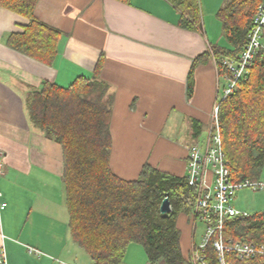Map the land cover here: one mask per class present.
I'll use <instances>...</instances> for the list:
<instances>
[{
  "label": "crops",
  "instance_id": "crops-1",
  "mask_svg": "<svg viewBox=\"0 0 264 264\" xmlns=\"http://www.w3.org/2000/svg\"><path fill=\"white\" fill-rule=\"evenodd\" d=\"M224 1L201 0L202 27L194 31L179 26L168 0H38L35 16L62 32L52 63L9 46L28 18L0 5V251L8 264H92L69 228L62 146L32 124L31 91L46 80L66 87L79 75L92 77L101 60L98 78L114 98V172L134 179L148 162L186 176L189 150L205 146L227 85L211 56L196 65L188 96L194 60L221 42L216 12ZM195 216L191 210L177 218L186 260L200 243ZM122 264L150 261L141 244L130 243Z\"/></svg>",
  "mask_w": 264,
  "mask_h": 264
},
{
  "label": "trees",
  "instance_id": "trees-1",
  "mask_svg": "<svg viewBox=\"0 0 264 264\" xmlns=\"http://www.w3.org/2000/svg\"><path fill=\"white\" fill-rule=\"evenodd\" d=\"M38 0H0V5L26 18L8 44L35 59L52 63L61 30L35 16ZM129 2L130 0H120ZM180 13L178 24L187 30L202 27L201 0H168ZM262 0H225L216 12L224 46L210 44L198 56L188 76V96L195 85V67L213 56L220 75L230 76L225 59H238ZM96 75H79L69 86L46 80L27 97L32 124L63 149V181L72 238L85 249L92 264H122L130 243L141 244L150 264H192L181 247L177 218L191 212L199 195L186 176L145 163L137 178L126 179L111 167L113 95ZM219 125L232 178L261 179L264 167V51L251 64L231 94L221 97ZM168 197L172 210L160 206ZM197 218V216H195ZM226 236L256 243L264 241V213L241 215L227 223ZM209 264H218L210 245ZM250 264V263H249ZM252 264V263H251Z\"/></svg>",
  "mask_w": 264,
  "mask_h": 264
},
{
  "label": "built area",
  "instance_id": "built-area-1",
  "mask_svg": "<svg viewBox=\"0 0 264 264\" xmlns=\"http://www.w3.org/2000/svg\"><path fill=\"white\" fill-rule=\"evenodd\" d=\"M261 51H264V0L257 8L239 58L224 60L231 75L224 77L227 85L222 98L234 92ZM220 99L214 107L205 146L193 145L188 154L186 177L191 186L198 187L199 192L194 205L195 215L205 224L204 236L194 246L192 263L209 264L208 248L211 245L217 253L218 264H264V241L256 243L226 236L228 222L241 215H253L233 205L237 192L243 188L264 191V178L242 181L232 178L219 125ZM4 206L6 203L1 204ZM30 251L40 252L33 247ZM0 264H8L4 249L0 251Z\"/></svg>",
  "mask_w": 264,
  "mask_h": 264
},
{
  "label": "rangeland",
  "instance_id": "rangeland-1",
  "mask_svg": "<svg viewBox=\"0 0 264 264\" xmlns=\"http://www.w3.org/2000/svg\"><path fill=\"white\" fill-rule=\"evenodd\" d=\"M219 22L220 26L221 23ZM220 39L219 41L221 45H228L227 40L222 35L220 30L219 36H216V39ZM223 84L225 81L223 80ZM221 89V96H223ZM206 136V132H202L200 139ZM263 177H264V167H263ZM233 205L240 211L247 212L249 214L256 213H264V191H254L249 188H243L237 192V195L232 201ZM195 221V220H194ZM205 231V224L202 220L197 219L196 221V241L197 243L201 242L202 234Z\"/></svg>",
  "mask_w": 264,
  "mask_h": 264
},
{
  "label": "water",
  "instance_id": "water-1",
  "mask_svg": "<svg viewBox=\"0 0 264 264\" xmlns=\"http://www.w3.org/2000/svg\"><path fill=\"white\" fill-rule=\"evenodd\" d=\"M161 212L166 214L172 210L171 202L168 197L164 198L160 206Z\"/></svg>",
  "mask_w": 264,
  "mask_h": 264
}]
</instances>
